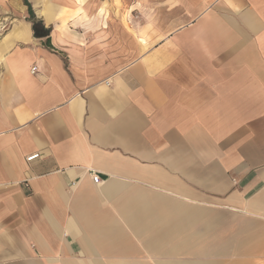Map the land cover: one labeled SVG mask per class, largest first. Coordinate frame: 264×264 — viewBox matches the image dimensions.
<instances>
[{
    "label": "crops",
    "instance_id": "crops-1",
    "mask_svg": "<svg viewBox=\"0 0 264 264\" xmlns=\"http://www.w3.org/2000/svg\"><path fill=\"white\" fill-rule=\"evenodd\" d=\"M35 2L49 31L0 39V264H264V0Z\"/></svg>",
    "mask_w": 264,
    "mask_h": 264
},
{
    "label": "rangeland",
    "instance_id": "rangeland-1",
    "mask_svg": "<svg viewBox=\"0 0 264 264\" xmlns=\"http://www.w3.org/2000/svg\"><path fill=\"white\" fill-rule=\"evenodd\" d=\"M34 12H37L35 0H30ZM108 12H121V21L124 27H130L136 21H139L135 13L140 12H158L165 7L172 6V0H103ZM26 13L27 19L30 17L28 7L23 0H0V39L14 23L23 19ZM118 16V15H116ZM113 22L112 19H107Z\"/></svg>",
    "mask_w": 264,
    "mask_h": 264
},
{
    "label": "trees",
    "instance_id": "trees-1",
    "mask_svg": "<svg viewBox=\"0 0 264 264\" xmlns=\"http://www.w3.org/2000/svg\"><path fill=\"white\" fill-rule=\"evenodd\" d=\"M24 4L28 7V12H29V15L30 17L28 18V20L32 21L33 22V28H34V31H35V34L36 35H45V33H47V31H49L48 29H45L44 26L41 28L42 31H39L38 29V25L36 24L37 21L35 19V13H34V10L32 8V4L29 2V0H23Z\"/></svg>",
    "mask_w": 264,
    "mask_h": 264
},
{
    "label": "built area",
    "instance_id": "built-area-1",
    "mask_svg": "<svg viewBox=\"0 0 264 264\" xmlns=\"http://www.w3.org/2000/svg\"><path fill=\"white\" fill-rule=\"evenodd\" d=\"M36 67L33 68V70L35 71ZM39 157V153H34V154H31L29 156H27V160H33L35 158ZM91 175L93 177V181L94 182H99L100 180V176L97 172H94V171H91Z\"/></svg>",
    "mask_w": 264,
    "mask_h": 264
}]
</instances>
